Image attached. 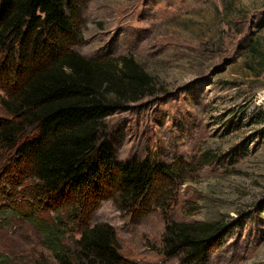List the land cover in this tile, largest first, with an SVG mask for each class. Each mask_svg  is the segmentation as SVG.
<instances>
[{"label":"rangeland","instance_id":"rangeland-1","mask_svg":"<svg viewBox=\"0 0 264 264\" xmlns=\"http://www.w3.org/2000/svg\"><path fill=\"white\" fill-rule=\"evenodd\" d=\"M71 5L81 18L76 52L132 55L153 78L152 94L105 119L116 159L182 173L180 182L159 184V206L146 215L124 214L106 199L90 225L112 224L121 253L139 264H264V0H66L68 13ZM12 158L0 152V264H59L41 228L66 221L68 208L37 210L38 224L29 219L32 180ZM172 220L218 223L220 244L204 262L166 255ZM81 229L60 227L70 254Z\"/></svg>","mask_w":264,"mask_h":264},{"label":"trees","instance_id":"trees-1","mask_svg":"<svg viewBox=\"0 0 264 264\" xmlns=\"http://www.w3.org/2000/svg\"><path fill=\"white\" fill-rule=\"evenodd\" d=\"M69 11L66 0H0V107L7 114L0 152H12L32 180L24 194L29 219L38 224L37 210L67 206L66 221L59 216L41 228L59 264H139L121 253L112 224L90 225V216L106 199L124 214L146 215L158 205L159 184L180 182L182 173L150 159H116L105 119L152 94L153 78L132 55L92 60L76 52L81 18L75 6ZM71 221L82 229L70 254L60 227ZM221 230L169 221L163 253L204 262Z\"/></svg>","mask_w":264,"mask_h":264}]
</instances>
